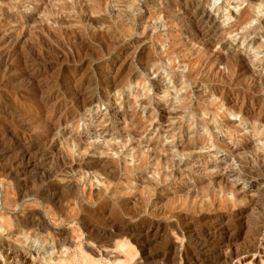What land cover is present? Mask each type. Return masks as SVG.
Returning <instances> with one entry per match:
<instances>
[{
    "label": "rangeland",
    "instance_id": "rangeland-1",
    "mask_svg": "<svg viewBox=\"0 0 264 264\" xmlns=\"http://www.w3.org/2000/svg\"><path fill=\"white\" fill-rule=\"evenodd\" d=\"M0 39V264H264V0H0Z\"/></svg>",
    "mask_w": 264,
    "mask_h": 264
},
{
    "label": "bare ground",
    "instance_id": "bare-ground-1",
    "mask_svg": "<svg viewBox=\"0 0 264 264\" xmlns=\"http://www.w3.org/2000/svg\"><path fill=\"white\" fill-rule=\"evenodd\" d=\"M101 4V3H100ZM102 5V4H101ZM97 7V6H96ZM94 11V10H93ZM204 12V11H203ZM243 15H245V13L243 14ZM207 17V16H206ZM243 17V16H242ZM107 18V17H106ZM205 18V17H204ZM100 19V18H99ZM240 19V18H239ZM90 20V19H89ZM92 20V19H91ZM90 20V21H91ZM61 21V20H60ZM98 22V21H97ZM92 24H93V22H91ZM92 24H90V25H92ZM193 24V23H192ZM204 24H207V25H210L211 27H213L214 26V24H215V21H214V19H213V21H212V19H207V20H204ZM246 24V23H245ZM123 25V24H122ZM93 26V25H92ZM193 26V25H192ZM52 27V26H51ZM194 27H196V26H194ZM174 28V27H173ZM12 30V29H11ZM41 31V30H40ZM56 31H57V29H56ZM8 33H9V31H7ZM43 32V31H42ZM40 34V33H39ZM16 35V34H15ZM77 36V35H76ZM106 37V36H105ZM3 37H1V39H2ZM11 38H13V37H11ZM99 38V37H98ZM97 38V39H98ZM0 39V40H1ZM4 39V38H3ZM2 39V40H3ZM13 39H15V38H13ZM17 39V38H16ZM10 40V39H9ZM25 40V39H24ZM48 40V39H47ZM50 40V39H49ZM8 41V40H7ZM99 41V40H98ZM4 42V41H3ZM12 42V41H11ZM14 43V42H13ZM82 43V42H81ZM89 43V42H88ZM9 44V43H8ZM83 44V43H82ZM1 45V44H0ZM88 46V45H87ZM34 47V46H33ZM43 47V46H42ZM1 48V47H0ZM7 48V47H6ZM40 49V48H39ZM7 50V49H6ZM10 50V49H9ZM36 51V50H35ZM13 52H15V51H13ZM12 52V53H13ZM211 52V51H210ZM1 53V52H0ZM4 53V52H3ZM2 53V54H3ZM6 53V52H5ZM212 53V52H211ZM26 54V53H25ZM38 54H39V52H38ZM1 55V54H0ZM6 55V54H5ZM12 55V54H11ZM18 55H20V54H17V56ZM51 55V54H50ZM234 55V54H233ZM39 56V55H38ZM59 56V55H58ZM232 56V55H231ZM19 57V56H18ZM35 57V56H34ZM233 57V56H232ZM2 58H3V56H2ZM7 58V57H6ZM12 58V57H11ZM10 58V59H11ZM26 58V57H25ZM236 58V57H235ZM27 60V59H26ZM220 60V59H219ZM237 60V59H236ZM5 61V60H4ZM20 61V60H19ZM37 61V60H36ZM6 62H7V60H6ZM22 62V61H21ZM35 62V61H34ZM73 62V61H72ZM223 62H224V60H223ZM5 63V62H4ZM10 63V62H9ZM17 63V62H16ZM15 63V64H16ZM36 63V62H35ZM21 64V63H20ZM32 64V63H31ZM223 64V63H222ZM7 65H8V63H7ZM25 65V64H24ZM74 66V65H73ZM9 67V66H8ZM37 69V68H36ZM25 70V69H24ZM34 70V69H33ZM55 72H57V71H55ZM5 73V72H4ZM66 74V73H65ZM25 75V74H24ZM38 75V74H37ZM54 75V74H53ZM27 77V76H26ZM28 78V77H27ZM29 78H30V76H29ZM31 78H33V77H31ZM74 78V77H73ZM38 79V78H37ZM76 79V78H75ZM20 80H22V79H20ZM34 80V79H33ZM36 80V79H35ZM72 81V80H71ZM76 81V80H75ZM79 81V80H78ZM109 81V80H108ZM60 82V81H59ZM117 82V81H116ZM72 83V82H71ZM63 84V83H62ZM96 84V83H95ZM48 85V84H47ZM66 85H67V83H66ZM114 85V84H113ZM72 86V85H71ZM118 87V86H117ZM50 88V87H49ZM68 88V87H67ZM71 88V87H70ZM72 89V88H71ZM77 90V89H76ZM76 90H74V91H76ZM43 91V90H42ZM74 91H72V92H74ZM71 92V91H70ZM71 94V93H70ZM73 94V93H72ZM93 94V93H92ZM30 95V94H29ZM46 95V94H45ZM50 95V94H49ZM48 95V96H49ZM79 95H80V93H79ZM61 97V96H60ZM82 97H84V96H82ZM90 97V96H89ZM82 100H84V99H82ZM88 100V99H87ZM90 100H92V99H90ZM93 101V100H92ZM25 102V101H24ZM84 102V101H83ZM93 103V102H92ZM245 103V102H244ZM42 104V103H41ZM55 104V103H54ZM83 104V103H82ZM81 105V104H80ZM84 105V104H83ZM86 106V105H85ZM44 107V106H43ZM50 107V106H49ZM34 108V107H33ZM81 108V107H80ZM42 109H44V108H42L41 107V109L40 110H42ZM53 109V108H52ZM51 109V110H52ZM84 109H86V108H84ZM45 110V109H44ZM82 110V109H81ZM241 110V112H242V109H240ZM48 111V110H47ZM52 113V112H51ZM51 115V114H50ZM58 116V115H57ZM60 118V117H59ZM41 121V120H40ZM43 124V123H42ZM43 127V126H42ZM37 151V150H36ZM261 157V156H260ZM263 157V156H262ZM261 160H262V158H261ZM56 161V160H55ZM100 161V160H99ZM243 165V164H242ZM56 166V165H55ZM101 166V165H100ZM35 167V166H34ZM98 167V166H97ZM51 170V169H50ZM243 170H244V168H243ZM242 170V171H243ZM103 172V171H102ZM247 173H248V171H246ZM245 172V173H246ZM246 173V174H247ZM239 175L238 176H242L243 174H241V173H238ZM27 176V175H26ZM245 176H249L250 177V172H249V174L248 175H245ZM255 176V175H254ZM243 178V177H242ZM220 179V178H219ZM246 180V179H245ZM249 180V179H248ZM261 181V180H260ZM217 183V182H216ZM258 185V184H257ZM258 189V188H257ZM254 192H256V191H254ZM253 194V193H252ZM98 197V196H97ZM256 197H258V196H256ZM246 198V197H245ZM258 200V199H257ZM251 203L252 204H255V205H257L258 204V201H256L254 198L253 199H251ZM260 203V202H259ZM261 204V203H260ZM263 204V203H262ZM261 206H263V205H261ZM257 208V207H256ZM262 209V208H261ZM259 215V214H258ZM251 216H252V214H251ZM248 217V216H247ZM255 220V219H254ZM251 222V221H250ZM257 222V221H256ZM23 224V223H22ZM21 224V225H22ZM160 226V225H159ZM208 226V225H207ZM257 226V225H256ZM260 228H262L261 226H259ZM27 229V228H26ZM149 229H150V227H149ZM257 229V228H256ZM250 230V229H249ZM259 230V229H258ZM251 231V230H250ZM44 232V231H43ZM49 232V231H48ZM124 232V231H123ZM235 233V232H234ZM49 234V233H48ZM148 234V233H147ZM157 234V233H156ZM142 235V234H141ZM154 236V235H153ZM152 236V237H153ZM194 236V235H193ZM226 237V236H225ZM254 237V236H253ZM144 240V239H143ZM196 241V240H195ZM233 241V239H232V237L231 236H228V237H226V238H224L223 240H221L220 241V244H219V246H218V248H219V252L215 255V257H208L207 256V253H208V251L210 250V246L208 245V243L207 242H201V243H199L198 245H197V249H196V251H197V254H196V256H192L191 258L189 257H185L186 259H187V261H186V264H220L219 262H220V260L222 261V262H224V263H231L232 261H233V259L234 258H236L241 252H239L238 250H234L233 248H232V245L231 244H233V243H231ZM255 240H253L252 242H254ZM250 242V241H249ZM138 243V242H137ZM255 243V242H254ZM257 243H258V241H257ZM246 244V243H245ZM86 245V244H85ZM255 245V244H254ZM212 246V245H211ZM250 247V246H249ZM253 247V249L254 248H256L257 247V245H255V246H252ZM211 248H213V247H211ZM217 248V249H218ZM238 249V248H237ZM150 254V253H149ZM246 255V254H245ZM51 257V256H50ZM146 257V256H145ZM157 257L156 256H152V255H148L146 258H144L143 259V262L142 263H138V264H146V262L147 263H149V264H156V262H157V259H156ZM212 258V259H211ZM173 259V258H172ZM183 259V258H182ZM209 260V262L210 263H205V262H207ZM174 262H175V260H173ZM81 263V262H80ZM165 263V262H164Z\"/></svg>",
    "mask_w": 264,
    "mask_h": 264
}]
</instances>
